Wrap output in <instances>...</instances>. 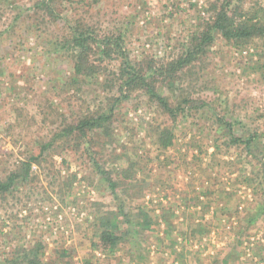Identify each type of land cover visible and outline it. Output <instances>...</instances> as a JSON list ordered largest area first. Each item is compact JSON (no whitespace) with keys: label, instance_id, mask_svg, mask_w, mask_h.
<instances>
[{"label":"rangeland","instance_id":"obj_1","mask_svg":"<svg viewBox=\"0 0 264 264\" xmlns=\"http://www.w3.org/2000/svg\"><path fill=\"white\" fill-rule=\"evenodd\" d=\"M9 1L5 9L0 3V178L28 160L63 120L94 110L109 93L103 78L65 85L71 64L46 51L41 29L61 36L77 19L99 32L125 29L130 59L163 67L187 53L209 0H59L61 18L39 28L33 20L14 26L17 12H31L38 0ZM119 63L108 62L114 70ZM158 88L175 102L203 100L209 106L189 109L176 122L142 93L117 108L116 145L139 163L136 179L146 183L143 197L122 200L131 217L145 208L151 227L137 230L129 247L94 250L95 210H115L117 204L81 152L60 149L52 171L33 166L39 181L20 183L15 198L0 201L1 260L39 240L49 264H264V212L252 221L264 208V47L235 46L216 33L205 56L174 79H160ZM218 117L235 125L236 137L256 133L258 148L249 155L242 145L229 146ZM160 127L173 128L176 136L167 150L157 143ZM58 171L79 178L64 200L50 187ZM197 226L202 230L196 232Z\"/></svg>","mask_w":264,"mask_h":264},{"label":"trees","instance_id":"obj_2","mask_svg":"<svg viewBox=\"0 0 264 264\" xmlns=\"http://www.w3.org/2000/svg\"><path fill=\"white\" fill-rule=\"evenodd\" d=\"M9 2L0 0L3 4L1 8L10 7ZM59 2L62 1H36L31 12H17L14 26L17 23L25 24L27 20L31 23L32 20L35 21L32 24L34 28L41 27L42 23H57L61 18L57 10ZM199 17L200 24L189 40L187 53L163 67L155 66L152 61L133 62L125 50V29L118 33L99 32L84 25L81 19L75 20V24L69 27V32L61 36H51L46 29H41L48 43L46 51L56 58H67L71 64V73L65 85H88L103 78L102 86L109 93L106 101L94 110L63 120V127L55 130L49 140H40L36 151L31 153L28 160L5 178H0V201L15 198V194L21 190L20 183L29 186L30 182L39 181V175L33 173V166L45 168L46 165L52 171V157L58 155L60 149L72 150L81 152L92 163L93 172L100 176L117 204L115 210H95L98 215L93 226L98 234L92 241L93 249L102 253H114L129 247L128 243L135 239L137 230L149 229L152 225L149 212L139 207V213L131 217L126 209L127 203L122 200V197H126L128 201L143 197L146 183L136 179L139 163L130 159L128 153L124 152L125 149L118 150L116 145L112 122L117 108L133 94L142 93L171 121L176 122L189 109H203L209 105L203 100L183 99L175 102L168 99L159 92L160 79L163 83L174 79L185 67L205 56L216 33H220L227 42L235 46L259 44L264 47V4L258 0H209ZM14 26L8 31L15 30ZM114 59H120L116 70L108 64ZM55 112L58 114V111ZM60 117L65 118L63 114ZM218 123L230 139L229 146L242 145L249 155L258 148L260 140L256 133L249 132L245 137H236L232 122L225 117H218ZM155 135L162 150L173 146L176 137L173 128L160 127L156 129ZM227 144L228 142L225 143ZM215 147L216 153L219 152V147ZM103 157L107 160H101ZM119 162H127V166L120 168ZM108 164L110 166L106 168ZM53 178L55 182H51L50 187L61 200L73 193L74 185L79 180L76 174L66 177L59 171L55 172ZM92 184L95 185L94 182ZM197 203L194 202L195 205ZM92 206L100 204L92 203ZM263 212L264 208L260 209L252 221ZM195 230L199 232L202 227L197 226ZM44 252L45 245L38 240L28 246L14 248L9 255L0 259V264H49L44 259Z\"/></svg>","mask_w":264,"mask_h":264}]
</instances>
